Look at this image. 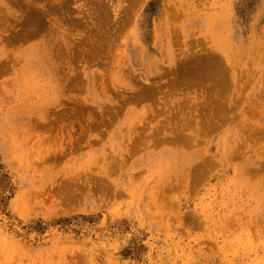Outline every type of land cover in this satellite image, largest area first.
Wrapping results in <instances>:
<instances>
[{"label":"rangeland","instance_id":"obj_1","mask_svg":"<svg viewBox=\"0 0 264 264\" xmlns=\"http://www.w3.org/2000/svg\"><path fill=\"white\" fill-rule=\"evenodd\" d=\"M0 264H264V0H0Z\"/></svg>","mask_w":264,"mask_h":264},{"label":"bare ground","instance_id":"obj_2","mask_svg":"<svg viewBox=\"0 0 264 264\" xmlns=\"http://www.w3.org/2000/svg\"><path fill=\"white\" fill-rule=\"evenodd\" d=\"M215 19H219V17H217V18H211V20H215ZM212 24V23H211Z\"/></svg>","mask_w":264,"mask_h":264}]
</instances>
